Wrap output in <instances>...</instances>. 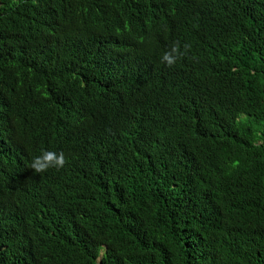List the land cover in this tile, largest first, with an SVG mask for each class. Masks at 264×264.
<instances>
[{
  "label": "trees",
  "instance_id": "obj_1",
  "mask_svg": "<svg viewBox=\"0 0 264 264\" xmlns=\"http://www.w3.org/2000/svg\"><path fill=\"white\" fill-rule=\"evenodd\" d=\"M0 264H264V0H0Z\"/></svg>",
  "mask_w": 264,
  "mask_h": 264
},
{
  "label": "clouds",
  "instance_id": "obj_2",
  "mask_svg": "<svg viewBox=\"0 0 264 264\" xmlns=\"http://www.w3.org/2000/svg\"><path fill=\"white\" fill-rule=\"evenodd\" d=\"M191 49V45L185 43L183 45V50L179 41L173 42L171 47L166 50L160 57L161 63L166 64L168 67L174 66L177 61L187 56ZM67 160L62 151H52V150H42L41 154L35 156L28 167L34 171V173H44L50 168L60 169L64 167Z\"/></svg>",
  "mask_w": 264,
  "mask_h": 264
}]
</instances>
